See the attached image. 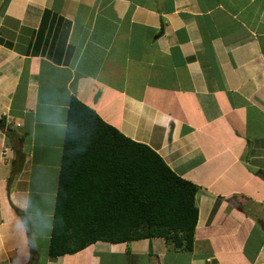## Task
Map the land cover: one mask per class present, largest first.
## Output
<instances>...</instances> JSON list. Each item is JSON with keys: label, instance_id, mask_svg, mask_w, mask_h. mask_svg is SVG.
Returning a JSON list of instances; mask_svg holds the SVG:
<instances>
[{"label": "crops", "instance_id": "obj_1", "mask_svg": "<svg viewBox=\"0 0 264 264\" xmlns=\"http://www.w3.org/2000/svg\"><path fill=\"white\" fill-rule=\"evenodd\" d=\"M72 97L197 186L191 252L50 256ZM0 264H264V0H0Z\"/></svg>", "mask_w": 264, "mask_h": 264}, {"label": "trees", "instance_id": "obj_2", "mask_svg": "<svg viewBox=\"0 0 264 264\" xmlns=\"http://www.w3.org/2000/svg\"><path fill=\"white\" fill-rule=\"evenodd\" d=\"M197 191L156 152L126 138L72 97L49 254H73L97 241L149 238H161L174 250L191 252Z\"/></svg>", "mask_w": 264, "mask_h": 264}, {"label": "clouds", "instance_id": "obj_3", "mask_svg": "<svg viewBox=\"0 0 264 264\" xmlns=\"http://www.w3.org/2000/svg\"><path fill=\"white\" fill-rule=\"evenodd\" d=\"M47 227V220H46V218L45 219H43L42 221H41V224H40V226H39V230H42V229H44V228H46ZM33 246H35L34 244H33Z\"/></svg>", "mask_w": 264, "mask_h": 264}]
</instances>
